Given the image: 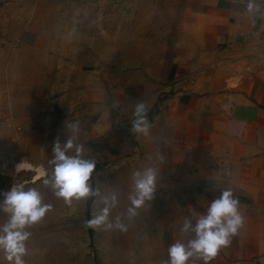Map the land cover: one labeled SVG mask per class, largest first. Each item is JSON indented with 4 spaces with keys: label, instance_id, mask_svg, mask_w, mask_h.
Masks as SVG:
<instances>
[{
    "label": "crops",
    "instance_id": "obj_1",
    "mask_svg": "<svg viewBox=\"0 0 264 264\" xmlns=\"http://www.w3.org/2000/svg\"><path fill=\"white\" fill-rule=\"evenodd\" d=\"M187 15L199 33L186 39L183 59L153 76L110 53L56 51L46 24L0 9L5 44L15 50L0 67V125L14 120L27 136L78 122L77 142L94 160L113 161L133 152L116 118L144 104L148 133L163 123L186 149L209 155L216 177L238 194L244 224L208 264H264V0H199ZM190 204L184 219L207 209ZM183 221H174L179 239ZM0 264H9L3 252Z\"/></svg>",
    "mask_w": 264,
    "mask_h": 264
},
{
    "label": "rangeland",
    "instance_id": "obj_2",
    "mask_svg": "<svg viewBox=\"0 0 264 264\" xmlns=\"http://www.w3.org/2000/svg\"><path fill=\"white\" fill-rule=\"evenodd\" d=\"M198 4L199 0H0V9L21 12L25 19L31 16L36 23L46 24L56 51L58 44L64 47L58 48L64 54L67 50L78 51L79 55L89 51L97 56L110 53L123 62V68H141L155 76L183 59L186 39L199 33L189 25L187 15ZM14 52L5 44L0 26V67ZM15 124L13 120L0 125V152H7L8 157L0 176V192L22 183L25 190L41 191L44 202L52 205L39 223L27 229L32 233L26 241L30 264H164L169 245L179 239L174 221L184 220L191 210V200L203 208L225 189L238 197L231 186L216 177L218 165L209 155L186 149L162 123L163 128L154 133L156 139L152 133L142 134L137 154L133 151L118 160H95L89 183L99 189L100 196L65 203L43 184V176L36 181L33 178L37 168L43 173L51 171L48 161L53 155L52 145L56 140L64 143L70 130L37 129L26 136L25 129L15 132ZM84 142L78 143L86 149ZM85 155L92 158L88 149ZM18 163H29L32 168L19 169ZM146 167L157 169L154 197L129 219L132 174ZM104 196L115 197V205L108 212L113 227L91 223L105 207L101 202ZM87 208L91 234L85 226ZM118 217L126 230L115 227ZM0 218L7 219L8 215L0 211ZM193 264L204 262L194 260Z\"/></svg>",
    "mask_w": 264,
    "mask_h": 264
},
{
    "label": "clouds",
    "instance_id": "obj_3",
    "mask_svg": "<svg viewBox=\"0 0 264 264\" xmlns=\"http://www.w3.org/2000/svg\"><path fill=\"white\" fill-rule=\"evenodd\" d=\"M147 111L144 104L136 106L132 123V132L148 134V126L143 114ZM67 128L71 135L61 143L54 141L52 158L48 161L51 171L42 173L43 184L52 195L62 198L65 203L72 199L80 200L88 196H100L99 189H93L89 183L95 169L96 161L85 155L83 144L77 142L78 122H69ZM71 153V154H69ZM163 162V157H159ZM133 186L128 199L129 219L138 215V209L151 201L156 190L157 169L146 167L142 171L133 172ZM0 211L6 213V222L0 224V252L4 253L9 264H25L27 255L26 241L32 233L27 229L39 223L51 210L52 205L44 202V194L36 188L25 190L24 184L11 186L7 191L0 192ZM101 202L105 205L91 221L95 225L113 227L108 221L109 208L115 205V197L104 196ZM194 221V222H193ZM244 224V216L240 201L231 189L223 190L210 201L206 211L199 216L185 218L180 231L185 239H177L167 249L168 259L164 264H193L194 260H202L204 264L230 244L231 239ZM115 227L126 230V225L116 220Z\"/></svg>",
    "mask_w": 264,
    "mask_h": 264
},
{
    "label": "water",
    "instance_id": "obj_4",
    "mask_svg": "<svg viewBox=\"0 0 264 264\" xmlns=\"http://www.w3.org/2000/svg\"><path fill=\"white\" fill-rule=\"evenodd\" d=\"M138 104L139 103H135L133 112L126 121L120 122L119 118H116L115 123H114L115 127L123 128L128 132V142L131 145L133 151H135V154H137L140 151V141H139L140 133L132 132L131 128H132L133 120L135 119L134 116L136 112V106ZM143 116H144V120L147 126L149 127L151 125V121H150V118L147 112H145Z\"/></svg>",
    "mask_w": 264,
    "mask_h": 264
},
{
    "label": "built area",
    "instance_id": "obj_5",
    "mask_svg": "<svg viewBox=\"0 0 264 264\" xmlns=\"http://www.w3.org/2000/svg\"><path fill=\"white\" fill-rule=\"evenodd\" d=\"M87 119H89V117ZM15 132L17 134H19L20 132H22L21 127L17 125L15 127ZM7 164H8V157H7V155L0 153V176L5 172L6 167H7Z\"/></svg>",
    "mask_w": 264,
    "mask_h": 264
},
{
    "label": "bare ground",
    "instance_id": "obj_6",
    "mask_svg": "<svg viewBox=\"0 0 264 264\" xmlns=\"http://www.w3.org/2000/svg\"><path fill=\"white\" fill-rule=\"evenodd\" d=\"M17 167L20 169H31L32 167H31V165H29V163L27 164V163H18V165H17ZM40 167V166H39ZM34 169V168H33ZM36 171H38L37 172V174H35V176H34V178H33V180H36V179H38L40 176H42V170L40 169V168H37L36 169Z\"/></svg>",
    "mask_w": 264,
    "mask_h": 264
},
{
    "label": "trees",
    "instance_id": "obj_7",
    "mask_svg": "<svg viewBox=\"0 0 264 264\" xmlns=\"http://www.w3.org/2000/svg\"><path fill=\"white\" fill-rule=\"evenodd\" d=\"M90 198H88L89 200ZM85 226H86V229H87V232L89 234H91L92 232V227H91V223H90V217H89V211H88V208L86 210V218H85Z\"/></svg>",
    "mask_w": 264,
    "mask_h": 264
}]
</instances>
